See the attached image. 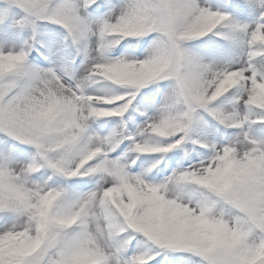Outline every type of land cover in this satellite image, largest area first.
Masks as SVG:
<instances>
[{"label": "snow or ice", "instance_id": "snow-or-ice-1", "mask_svg": "<svg viewBox=\"0 0 264 264\" xmlns=\"http://www.w3.org/2000/svg\"><path fill=\"white\" fill-rule=\"evenodd\" d=\"M5 2L32 36L0 46V264H264V143L188 136L201 111L264 123V0L252 24L203 0ZM210 33L232 58L185 46Z\"/></svg>", "mask_w": 264, "mask_h": 264}, {"label": "rangeland", "instance_id": "rangeland-1", "mask_svg": "<svg viewBox=\"0 0 264 264\" xmlns=\"http://www.w3.org/2000/svg\"><path fill=\"white\" fill-rule=\"evenodd\" d=\"M0 0V46L5 50L8 48H19L24 45V42L29 38L32 30L28 26L25 30L24 27H20L16 21H18L25 14L22 10L12 4H3ZM205 6L210 7L213 10L223 11L228 14L230 20L237 22L239 24H252L256 18L259 16V8L254 4L253 0H203ZM13 6V10L9 8ZM226 28H220L218 31H227ZM43 32H45V37L41 41L47 46H59L64 39L65 30L59 25L44 24ZM218 37V36H217ZM220 38V37H219ZM223 44L218 48H193L190 49L192 52L202 56L205 60H213L216 63H223L228 59L232 58L238 49L224 41L220 38ZM35 43V42H34ZM36 47H40V44H36ZM41 51H44L41 48ZM35 52V51H34ZM34 52H32V57H35ZM210 53H215V55H209ZM112 55H118L115 50L112 49ZM38 62V61H33ZM47 66V62H44ZM163 82L162 84H166ZM230 99L232 98V93L228 94ZM225 107H231L232 103L221 104ZM200 113V112H199ZM203 116V122L200 124V129L193 135V138L199 139H211L217 142H226L227 139L231 138L232 134L236 131H247L250 136L254 137L258 141L264 143V125L262 123H252L246 124L242 130L235 129H224L215 119L207 114H201ZM253 116L259 115L257 112L252 113ZM195 118V116H194ZM193 118V119H194ZM195 121V120H194ZM196 122L190 126L188 131V136L192 135L193 129L195 128ZM185 147H192L191 143L185 144Z\"/></svg>", "mask_w": 264, "mask_h": 264}, {"label": "trees", "instance_id": "trees-1", "mask_svg": "<svg viewBox=\"0 0 264 264\" xmlns=\"http://www.w3.org/2000/svg\"><path fill=\"white\" fill-rule=\"evenodd\" d=\"M3 1L5 4H9V3H6L5 0H1ZM12 6V5H11ZM22 10V9H21ZM22 12L24 13V11L22 10ZM25 14V13H24ZM46 22H40L38 25L39 27L41 28V25L44 24ZM28 26H25V29L27 28ZM121 43H123V41H121ZM222 45V41L217 38L214 34L210 33L204 37H201L197 40H192V41H188L186 43V47L187 48H204V47H213V48H218L219 46ZM116 48H119V45H116ZM116 48H113V50L116 51ZM163 82H166V81H160V83H163ZM230 103L231 102V99H230V96L228 94H226L224 97H222L220 100H218L216 103L218 105H221V104H224V103ZM207 114L205 112H200L198 113L195 118L193 119L191 125H193L194 122H196L195 124V128L193 129V132L192 135H190L189 137L190 138H193L194 134L199 130L200 128V124L203 122V116L201 114ZM208 115V114H207ZM259 115H264V113H259ZM209 116V115H208ZM210 117V116H209ZM195 120V121H194ZM264 125V123H262ZM175 255H180L179 253L175 254Z\"/></svg>", "mask_w": 264, "mask_h": 264}]
</instances>
